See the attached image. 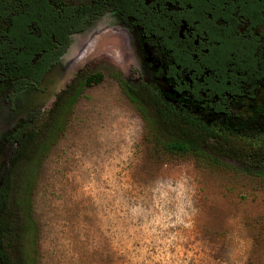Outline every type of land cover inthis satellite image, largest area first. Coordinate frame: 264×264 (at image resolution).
<instances>
[{
    "label": "rangeland",
    "instance_id": "1",
    "mask_svg": "<svg viewBox=\"0 0 264 264\" xmlns=\"http://www.w3.org/2000/svg\"><path fill=\"white\" fill-rule=\"evenodd\" d=\"M61 2L94 4L97 14L3 119L33 112L35 129L78 71L102 79L82 88L35 169L36 264H264V180L234 171L229 159L205 167L156 148L114 79H135L140 67L127 19L110 0H53ZM145 52L150 61L152 48ZM17 145H4L0 175ZM15 214L0 228L6 258L15 256Z\"/></svg>",
    "mask_w": 264,
    "mask_h": 264
},
{
    "label": "flooded vegetation",
    "instance_id": "2",
    "mask_svg": "<svg viewBox=\"0 0 264 264\" xmlns=\"http://www.w3.org/2000/svg\"><path fill=\"white\" fill-rule=\"evenodd\" d=\"M110 4L127 19L122 22L137 44L140 63L135 79L121 78L141 96L147 113L158 117L161 128L189 118L216 130L264 131V0H110ZM82 5H90L94 12L61 21L58 33L65 41L51 52L41 50L24 61L15 52L9 62L0 61V154L6 143H17L20 127L33 126V112L12 121L2 115L13 110L16 94L35 87L71 39L84 31L97 7L78 6ZM14 33L31 35L23 28ZM146 47L152 48L150 61ZM51 55L57 57L49 65ZM39 56L41 62L35 63ZM5 256L0 250V259Z\"/></svg>",
    "mask_w": 264,
    "mask_h": 264
},
{
    "label": "trees",
    "instance_id": "3",
    "mask_svg": "<svg viewBox=\"0 0 264 264\" xmlns=\"http://www.w3.org/2000/svg\"><path fill=\"white\" fill-rule=\"evenodd\" d=\"M92 12L94 10L90 5L61 2L55 6L53 0H0V61L9 62L15 52L24 56L23 61L31 60L41 50L51 52L55 45H60L64 40L58 33L61 21L82 13L86 17ZM19 28L29 29L31 35L19 37L14 33ZM56 57H50L47 63L52 64ZM41 60L39 56L35 63ZM101 79L102 74L99 72H77L66 87L57 93L50 108L42 112L43 121L39 126L34 129L25 124L17 131V148L0 180V228H4L16 213V219L19 220L15 228L17 244L11 248L15 250V256L1 257L0 264H36L33 255L36 226L30 208V189L35 169L62 130L68 112L82 88ZM114 79L145 121L150 142L161 152L192 156L205 167L223 168L226 166L223 162L229 159L236 162L232 166L234 171L264 180V131L253 128L240 132L216 130L203 123H192L188 121L189 118L173 122L170 129L161 128L158 117L148 114L142 107L141 96H136L121 76L115 75ZM0 250L7 252L9 248L0 247Z\"/></svg>",
    "mask_w": 264,
    "mask_h": 264
}]
</instances>
